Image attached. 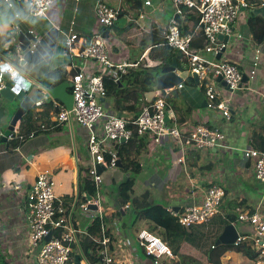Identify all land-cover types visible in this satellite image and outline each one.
Masks as SVG:
<instances>
[{
    "label": "crops",
    "instance_id": "obj_1",
    "mask_svg": "<svg viewBox=\"0 0 264 264\" xmlns=\"http://www.w3.org/2000/svg\"><path fill=\"white\" fill-rule=\"evenodd\" d=\"M10 1L13 3V9L0 0V50L6 51L9 46L15 45L19 51L18 47L24 46V42H20V38L23 39L21 34L27 32L32 31L34 36L41 38L51 33L49 42L52 43L55 38L56 40L52 53L46 48L52 58L50 71L53 73L61 67L65 73L63 77H58V83L64 80L71 81L72 75L78 71L104 74L102 67L95 61H87L84 64L79 54L93 36L102 30L94 15L96 2L102 1L119 9L128 26L124 21L126 27L122 34L109 30L107 37H103L104 43L114 61L128 59L136 63L143 58L141 66L131 69L117 82V91L113 87L107 91L101 104L105 114L116 115L127 122L139 114L140 94L144 92L145 95L152 91L149 88L151 83H155L156 86V75L147 77L148 67L150 65L156 67L161 63L159 49L163 47L164 29L175 20L176 13L166 0H54L47 17L36 20L27 18V11L25 13L24 6H20L18 0ZM146 1L150 2L149 6L144 4ZM260 4L264 5V0L260 1ZM169 11L174 12L171 17L168 16ZM15 14L20 16L19 21ZM182 17L179 16L180 21ZM16 22L19 31L13 32L12 27ZM185 25L188 32L197 28V24L194 25L193 22H185ZM231 29L227 48L220 60L238 65L239 70L245 74L251 69L250 61L258 51L260 64L254 79L240 91H228L218 82L223 99L228 101L230 119L226 120L220 112L201 106L203 101L207 103V99L198 87L183 85L182 89H173L168 93L170 104L173 102L176 109L175 112L172 109L168 110V122L172 123L171 127H176L182 135H187L195 125L212 130L218 129L225 136V147L188 154L184 164L175 163L178 154L171 153L166 147L154 143L149 148L146 147V151L141 152L139 156L142 169L137 177L148 178L156 186L157 199L151 196L150 185L144 181H138L142 186L136 192L135 187L132 188L131 185L132 193L134 196L149 193L150 201L154 203L155 208L166 210L171 208L180 214L185 206L201 201L210 186H218L224 191L219 207L220 214L204 225L189 228L179 254H173V258H166L161 264H213L211 254L215 255L213 258L219 255L221 264H257L256 260H249L233 249H225V245L217 246L215 241L228 225H233L240 235L249 233L248 225L237 221L239 213L253 210L264 216V184L262 186L255 183L257 180L253 175L252 164L242 155V149L249 138L253 139L257 149L259 144L256 137L264 138V116L260 109L261 105L264 106V6L239 14ZM69 34L76 35L78 40L72 44L68 52L65 51L64 43ZM12 35V40L8 42L9 36ZM202 42L201 36H197L193 42V47L200 57L206 55L201 49ZM68 54H71L75 67L69 64ZM205 59L211 61L212 57ZM106 76L107 81L113 82L112 75ZM230 100L234 103L229 104ZM40 102L39 106L34 104L30 109L35 121L32 123L34 127V132L30 133L32 136L27 135L16 148H9L8 142L14 136L7 138L6 142H2V138L18 103H10L0 98V264H37V251L31 248L29 241V219L32 211L27 197L39 173L48 171L52 174L56 182L55 196L63 202L71 198L75 201L78 175L79 178L82 175L85 183L89 182L88 170L91 159L86 151L88 131L74 121L60 122L58 113L63 107L60 103L47 104L45 100ZM234 116H237L236 120ZM20 121L14 128V135L18 132ZM250 128L253 129L251 133L247 132ZM24 130L31 132L27 126ZM150 137L146 135L140 138ZM136 150L135 144L131 152L134 153ZM145 163L148 173L144 172ZM170 165L172 169L169 170ZM109 174L112 185L119 183L124 175L119 168ZM110 179L103 180L107 187L102 188L103 191L108 192ZM91 187L92 185H89L90 189ZM103 202L112 208L110 196L104 195ZM107 211L109 221L106 222L105 229L110 232L112 241L110 253L115 264H154L153 259L145 256L141 247L139 250L136 249L135 240L138 242L139 231L146 229L167 242L165 230L146 219L133 223L127 229L123 223L124 216L121 219L113 210ZM74 219L77 231L81 234L86 232L91 223L89 214L78 208L74 213ZM196 237L202 238L204 245L197 244ZM209 242V250L212 252L206 257L201 255L200 250ZM82 260L81 264H88L86 259Z\"/></svg>",
    "mask_w": 264,
    "mask_h": 264
},
{
    "label": "built area",
    "instance_id": "obj_2",
    "mask_svg": "<svg viewBox=\"0 0 264 264\" xmlns=\"http://www.w3.org/2000/svg\"><path fill=\"white\" fill-rule=\"evenodd\" d=\"M10 9L13 3L10 0H3ZM176 14L182 16L187 14L196 15L198 18L196 30L182 35L177 26V22L172 20L165 29L163 46H166L180 54L181 70L174 73L181 82L173 89H182L183 81L187 77L196 75L199 85L204 86V95L207 99V107L220 112L226 120L230 119V108L228 101L223 99L222 90L218 86L217 78L226 83L228 91H238L248 82L254 79L256 70L260 64L259 52L252 58L251 69L247 73H242L238 65L223 60H216L217 54L227 48L228 40L220 41L219 36L230 37L232 25L239 14L244 11H254L258 6L255 0H166ZM26 6L27 18L36 20L47 17L48 10L54 0H22ZM146 6L150 2H144ZM94 15L97 24L102 30H109L121 11L97 1L94 5ZM15 18L20 20V16L15 14ZM12 31H19L18 22L12 27ZM33 35L32 31L29 32ZM201 36L203 39L201 49L212 57L211 61L202 59L193 47V42ZM36 37V36H35ZM78 40L74 34L66 36L64 43L65 51H70L72 44ZM35 44H31L30 51H33ZM70 65L75 67L71 54L67 55ZM79 57L85 62L95 61L104 74L78 71L71 77L72 86L70 93L73 96V106L71 111H66L62 107L58 113L60 122L74 121L78 126L88 131L86 138V151L91 159V166L88 170V180L92 185L95 196L91 201L87 200L79 206V210L89 214L91 222L95 219L103 218L101 203L103 196L100 191L103 184V174L107 171L114 173L118 170V154L116 146L120 140L126 142L132 136V130L128 128V122L116 115L105 114L101 100L106 96L107 91L104 85L106 74L112 75L114 90L117 91V82L127 75L131 69L141 66L142 58L136 63L125 60L114 61L110 51L104 43L103 34L99 32L94 35L91 41L84 48ZM12 68L0 72V91L4 87L2 79L3 73H11ZM247 80L242 83V76ZM155 95L151 102L144 104L138 117L131 123L137 135L151 134L154 143L160 147H166L171 153L175 152L178 157L177 164H184L186 156L192 151H200L216 147H225V136L218 129H209L202 125H196L187 135H182L176 127H167L165 123V98L173 89L156 90L155 83L149 85ZM41 102L35 103L39 106ZM94 126V130L91 128ZM15 132V129L14 131ZM11 133L8 138L17 136V132ZM13 134V136H12ZM32 136L31 134L28 137ZM21 141L26 136H20ZM243 158L251 162L254 178L259 182H264V151L258 150L254 146L253 139L247 140L246 146L242 149ZM102 164L105 172L98 174L95 165ZM56 182L52 174L48 171L39 173L28 194L29 207L32 216L29 219V241L31 248L37 251V264H74L73 245L77 244L76 233L70 214L66 215L63 208V201L58 200L54 190ZM224 196L222 188L212 185L205 192L201 201L194 202L184 207L182 213H175L171 208L167 211L176 217L177 223L189 229L193 226L203 225L212 218L220 214V204ZM94 204L96 211L87 209L88 204ZM57 204V206H56ZM127 207V206H126ZM237 221L245 223L250 228L248 234H238L233 245H248L257 253V264H264V216L259 211L242 212L237 216ZM51 232L50 240L45 241V237ZM53 232H55L53 234ZM85 233V232H84ZM138 243L146 257L153 259L154 264H161L166 258H173V253L167 242L162 237L143 229L137 235ZM100 246L97 252L100 264H115L110 253L111 238L107 234L105 227L101 228V235L94 238ZM212 248H214L212 246ZM131 264V263H122Z\"/></svg>",
    "mask_w": 264,
    "mask_h": 264
},
{
    "label": "trees",
    "instance_id": "obj_3",
    "mask_svg": "<svg viewBox=\"0 0 264 264\" xmlns=\"http://www.w3.org/2000/svg\"><path fill=\"white\" fill-rule=\"evenodd\" d=\"M260 1H262V0H255V2L257 4H259ZM18 4L22 7L24 6L23 9L25 10V13H26L27 9H26V6L23 4L22 0H18ZM138 6H139V4H138ZM134 7L137 8L136 5H134ZM182 16L183 17H182L181 23H177V26L179 28L180 33L182 35H186V34L192 32L193 30L188 32L187 26L185 25V22H193V24L196 25L198 22V18L196 15H193L190 13L187 14L185 12L182 14ZM124 21L126 23V20L124 19V17H122L120 15L118 17L117 21L114 23V25L109 30H111L112 32L114 31L118 34H122V32H124V30H125V27L128 26V23H126V26H125ZM104 31L105 30H101V33L103 34ZM164 31H165V29H164ZM12 38H13V35L9 36L8 42H10V40H12ZM15 49H16V46L11 45L8 47V49H6V51L0 50V53L3 55H7L8 50H15ZM159 52L161 54L162 61L159 65H156V67H154L155 75L164 66L171 64L173 54H175L177 57V68H178V70L182 69V66L180 63V54L178 52H176V51H174V50H172L166 46L161 47V49H159ZM61 73H63V69L60 67L55 72H53L52 74L55 75L56 78L58 79L59 76L63 77L65 75V73H63V75ZM183 85L191 86V87H198L200 92H204L203 84L196 85L192 77H187L183 81ZM117 86L118 85H116V87ZM110 87L108 89H110ZM114 87L115 86L113 84V88ZM161 96H163L165 98V109H166V111L168 112V110L172 109L175 112L176 111L175 106H174L173 102H172V105L170 104L171 101H170V98L168 97V95H164V92H161ZM139 97H140V101H141V102H139L140 108L142 105L148 104L144 99V92L141 93ZM138 115L133 120L128 122V128L133 131L132 136L126 142H119L118 145L116 146V151H117L118 160H119L118 168L121 172L124 173V175H122V181L115 184V185H112L111 183H113V182L111 181V179H110L111 176H110L109 177L110 188L108 189V192L103 191L102 186L100 189L102 192L103 200H104V195L110 196V200L112 201V204H113L112 208L107 207L108 204L104 202L102 204L103 218L101 220L100 219L93 220L90 223V225L88 226L85 233H83V234L76 233L77 244L73 245L74 251L72 253V256H74L75 254H78L81 251V253L83 254V256L86 259V261L88 262V264H100L101 260L97 254V252L100 249V246L94 241V238L100 237L101 228L103 226L105 227L106 222L109 221V218L106 216L108 213V211H107L108 209L113 210L116 213L117 217H119L121 219L126 214H132V215H134V222L139 220V218L140 219H146V220H151L152 222H154L158 226L162 227L165 230L167 242H168V244H169L174 255L179 254L180 246L185 241L186 237L188 236L187 230H189V229H185V228L181 227L177 223L176 217H173L166 209L154 207V203L150 201L149 193L145 192L144 194H142L138 197L134 196L132 193L131 185L134 182L135 176H137L141 172V169H142L140 161H139L140 153L146 151V149L149 148V146L153 144L151 139L140 138L137 135V133L135 132V130L133 129V126L131 125V123L138 117ZM34 122L35 121L33 120V113H32V110H30L23 116L22 120L20 121L17 136L13 137V139H11V141L8 142L9 148H16L18 145H20L22 143V141L19 139L20 136H27L30 133L34 132V130H33L34 127L32 125V123H34ZM25 126H27V128L31 132H28V131L25 132V130H24ZM209 129H211V128H209ZM191 131H189V132H191ZM12 136H13V134H12ZM256 139H258V144H259L258 149L261 151H264V138L257 136ZM135 144L137 145V150L134 151V153H133V152H131V149ZM193 152H197V151H192L189 153V155ZM188 160H189V158L187 159V161ZM89 185H91L90 182L87 181V183H85L84 178H82V175H80V178H79V198H78L77 204H76L75 209H74L72 216H71V223H72V226L74 227V229H76L74 213L79 208V206L86 201L87 196H92V197L95 196L94 190L92 189V187L90 189ZM73 201H74L73 198H71V199L65 200L63 202V208L65 209L66 215H68V216L71 212ZM56 206H57V204H56ZM104 210L107 212H105ZM253 212H254L253 210L250 211V213H253ZM106 232L108 235L110 234L109 230H107V229H106ZM54 233L55 232H53V234ZM224 248L225 249H233L237 253H240L244 257L248 258L249 260L254 261L257 259V253L254 250H252L246 244L231 245V246L228 245V246H224ZM214 256L215 255H213V254L210 255V258H212L211 262L213 264H221L219 262V255L216 258H213Z\"/></svg>",
    "mask_w": 264,
    "mask_h": 264
},
{
    "label": "water",
    "instance_id": "obj_4",
    "mask_svg": "<svg viewBox=\"0 0 264 264\" xmlns=\"http://www.w3.org/2000/svg\"><path fill=\"white\" fill-rule=\"evenodd\" d=\"M174 19L177 23H181L179 15H174ZM109 33V30L103 32V37L106 38ZM20 42H24V46H19L15 50H8L7 55L0 53V72H4L10 68L13 69L11 73H3L2 79L4 81V87L0 91V98L4 99L7 102H16L18 107L6 129L3 133L2 142H6L7 138L14 131V128L18 121L31 109V107L42 100H45L47 104L54 102L60 103L66 111H71L73 106V96L69 92V89L72 86L71 81H62L57 82V78L50 71L51 56L49 53H52L55 49V40L50 43L51 33H47L42 38L35 37L30 33L21 34ZM57 37V35H56ZM220 41L228 40V37L219 36ZM35 44L33 51H30L31 44ZM46 46V47H45ZM50 51L47 52V49ZM220 52L216 56V60H220L222 53ZM177 68V57L175 54L172 55V62L168 66H164L155 77L156 90H168L173 89L178 85L181 80L174 73ZM192 78L196 85L199 84L198 78L196 75H192ZM247 80L246 76H242V83H245ZM217 81L227 90L226 83L221 79L217 78ZM155 95V91H149L145 93L146 102H151ZM206 101H203L201 106L206 107ZM168 114H165V123H168ZM94 130V126L91 128ZM124 142V140H120ZM119 166V160L117 161ZM95 169L98 174L105 172V167L102 164H96ZM79 196V175L77 176V187H76V196L73 203L71 212H70V223L71 216L75 209V206L78 201ZM88 202L91 201V197H87ZM90 211H96L97 207L94 204H88L87 207ZM176 210V209H175ZM51 232L45 237V241L50 240ZM238 233L233 225H228L225 227L224 231L216 241V245H233ZM84 259L81 251L78 254L74 255V264H81V260Z\"/></svg>",
    "mask_w": 264,
    "mask_h": 264
},
{
    "label": "rangeland",
    "instance_id": "obj_5",
    "mask_svg": "<svg viewBox=\"0 0 264 264\" xmlns=\"http://www.w3.org/2000/svg\"><path fill=\"white\" fill-rule=\"evenodd\" d=\"M173 11H169V13H168V16L169 17H171L172 15H173ZM69 36H70V34H69ZM203 57H205V58H209V56H207V54L206 55H203ZM202 57V59H204V60H207V61H210V59L208 60V59H205V58H203ZM155 65H150L149 67H148V74H147V77L148 78H150V77H154L155 76V72H154V69H153V67H154ZM104 85H105V87H106V91H109L112 87H113V82L111 81V82H109V81H107L106 79L104 80ZM111 86V87H110ZM247 86V85H246ZM110 87V89H108ZM245 87H243V89H244ZM241 90V89H240ZM239 90V91H240ZM242 92V91H241ZM234 103V101H232V100H230L229 101V104H233ZM260 109H261V114H262V116H264V106H260ZM236 118H237V116H234V119L236 120ZM171 125H172V123L171 122H168L167 123V127L168 128H170L171 127ZM246 128H243V130H245ZM253 130V129H252ZM252 130H251V128L250 129H248L247 130V132H249V133H251L252 132ZM151 136L149 139H151V141L154 143V137H153V135H151V134H145V135H141V136ZM139 136V135H138ZM141 136H139V137H141ZM155 144V143H154ZM165 168V167H164ZM170 169H172V166L170 165L169 166V170ZM165 171H167V170H165ZM144 172L145 173H148L147 172V163H145V168H144ZM164 174H166V173H164ZM163 174V175H164ZM103 180L105 181V179H108L109 177H110V174H109V171H107L105 174H103ZM122 181V180H121ZM120 181V182H121ZM138 181H144V182H147L149 185H150V190H149V192H150V194H151V196L153 197V198H155V199H157V197H156V195H155V191H156V186L151 182V181H149L148 180V178H141V179H138V177L137 176H135V178H134V182L132 183V188H133V186L135 187L134 188V192H136V190H139L140 189V186H142V184H141V182H138ZM163 182H165V178H164V180H163ZM255 183L256 184H259V185H262L263 186V184H264V182H257V181H255ZM102 188H107L106 187V185H105V182L102 184ZM101 191V190H100ZM163 192H165V193H167L166 191H164L163 190ZM102 193V192H101ZM144 194V193H143ZM142 195V194H141ZM136 197H138V196H136ZM104 202L102 201V203H101V207H102V204H103ZM106 203V202H105ZM113 205V204H112ZM108 207V206H107ZM105 211V210H104ZM139 220H142V219H140L139 218ZM139 220H137V221H139ZM136 221V222H137ZM136 222H134V215H132V214H126L124 217H123V223L125 224V226H126V228L128 229V228H130L132 225H133V223H136ZM206 224V223H205ZM204 225V224H203ZM220 237V236H219ZM219 237H216V238H219ZM196 241H197V244H201V245H204L203 244V240H202V238H198V237H196ZM216 241H217V239H216ZM215 241V242H216ZM215 242L213 243V244H215ZM135 245H136V249L137 250H139L140 249V246H139V244H138V242L135 240ZM221 246H223V245H221ZM215 248V247H214ZM210 249V242L208 243V245L207 246H204L203 247V249H201L200 250V253H201V255H204V256H206V257H208V255H210L209 253H211L212 251L211 250H209ZM127 250H128V247H127ZM209 250V251H208ZM213 253H215V252H213ZM212 257V256H211ZM85 259V258H84ZM84 259L82 260V261H84Z\"/></svg>",
    "mask_w": 264,
    "mask_h": 264
}]
</instances>
